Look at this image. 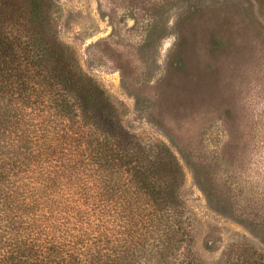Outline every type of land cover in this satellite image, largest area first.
I'll list each match as a JSON object with an SVG mask.
<instances>
[{"label": "rangeland", "instance_id": "obj_1", "mask_svg": "<svg viewBox=\"0 0 264 264\" xmlns=\"http://www.w3.org/2000/svg\"><path fill=\"white\" fill-rule=\"evenodd\" d=\"M51 1L57 39L120 128L178 163L183 264L264 258V0ZM41 115L0 105V141L25 147Z\"/></svg>", "mask_w": 264, "mask_h": 264}, {"label": "trees", "instance_id": "obj_2", "mask_svg": "<svg viewBox=\"0 0 264 264\" xmlns=\"http://www.w3.org/2000/svg\"><path fill=\"white\" fill-rule=\"evenodd\" d=\"M52 9L51 0H0V105L45 121L23 132L33 137L25 147L0 141V264H183L178 163L120 128L57 39ZM52 103L75 128L57 122ZM236 264L264 258L241 250Z\"/></svg>", "mask_w": 264, "mask_h": 264}]
</instances>
